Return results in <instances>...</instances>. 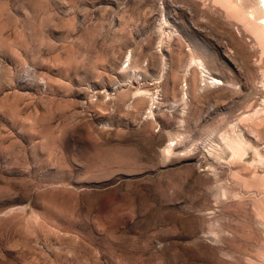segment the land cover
I'll return each instance as SVG.
<instances>
[{
    "label": "rangeland",
    "instance_id": "obj_1",
    "mask_svg": "<svg viewBox=\"0 0 264 264\" xmlns=\"http://www.w3.org/2000/svg\"><path fill=\"white\" fill-rule=\"evenodd\" d=\"M256 34L214 0H0V264H264Z\"/></svg>",
    "mask_w": 264,
    "mask_h": 264
},
{
    "label": "bare ground",
    "instance_id": "obj_2",
    "mask_svg": "<svg viewBox=\"0 0 264 264\" xmlns=\"http://www.w3.org/2000/svg\"><path fill=\"white\" fill-rule=\"evenodd\" d=\"M214 1L217 3H220L224 7L226 12L229 15L236 17L237 20H239L241 22H248L249 24H252V26H254L257 29L256 36L258 38H260L261 40H264V19L262 17H259L260 15H264V0H250L252 2L253 7L251 6V11L248 14H247V12H245L246 10L244 8L241 9V6H239V3L234 4V2H233L234 0H214ZM193 58H194V56H193ZM199 62H201V59H199ZM188 65H190V63ZM188 68H190V66H188ZM187 70H189V69H187ZM200 73H202V72H200ZM185 81H187V80H185ZM216 81H217V79H216Z\"/></svg>",
    "mask_w": 264,
    "mask_h": 264
}]
</instances>
